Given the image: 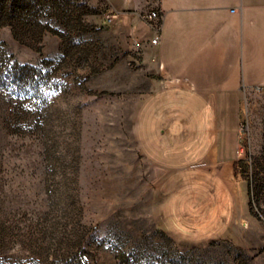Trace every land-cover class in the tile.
Returning a JSON list of instances; mask_svg holds the SVG:
<instances>
[{
	"label": "rangeland",
	"instance_id": "1",
	"mask_svg": "<svg viewBox=\"0 0 264 264\" xmlns=\"http://www.w3.org/2000/svg\"><path fill=\"white\" fill-rule=\"evenodd\" d=\"M42 1L58 33L37 41L0 28L16 61H52L40 65L41 129L28 122L33 98L21 132L0 100V264H59L79 243L85 264H117L118 249L167 248L160 231L201 264H264V87L237 100L232 186L247 198L232 211L223 180L195 164L202 148L157 127L172 99L161 96L149 19L107 22L105 0Z\"/></svg>",
	"mask_w": 264,
	"mask_h": 264
},
{
	"label": "crops",
	"instance_id": "2",
	"mask_svg": "<svg viewBox=\"0 0 264 264\" xmlns=\"http://www.w3.org/2000/svg\"><path fill=\"white\" fill-rule=\"evenodd\" d=\"M105 1L122 23L136 25L149 10L158 11V41L151 48L167 83L161 96L172 102H165L157 127L185 132L178 147L202 148L195 164L223 180L232 211L237 202L243 209L247 196L232 186L237 100L264 87V0H156L155 6L150 0ZM164 146L158 156H165Z\"/></svg>",
	"mask_w": 264,
	"mask_h": 264
},
{
	"label": "trees",
	"instance_id": "3",
	"mask_svg": "<svg viewBox=\"0 0 264 264\" xmlns=\"http://www.w3.org/2000/svg\"><path fill=\"white\" fill-rule=\"evenodd\" d=\"M43 11L44 2L42 0H0V28L3 26L10 27L13 37L16 39L30 36L39 41L43 32L50 29L43 22ZM51 31L58 33L56 30ZM47 61L52 62L43 59L37 65L20 63L6 50L5 43L0 40V100L3 99V121L5 124L7 122L8 125L10 123L11 125L12 123L15 124L12 131L21 132L26 128L28 119L26 107L28 105L25 102L28 98H33L35 114L38 115L37 118L35 117L28 122L35 129H41L40 114L43 103L41 91L49 75L43 73L40 65ZM7 106L10 107L9 112ZM5 128L10 129L6 125ZM160 233L169 244L167 248L155 244L151 247L150 252L146 248L138 246L127 252L118 249L115 255L117 264H201V261L189 252L180 251L172 238L163 231ZM72 235L74 238H82V233L79 230H73ZM82 252L84 250L79 243L76 251L63 254L60 257L59 264H85Z\"/></svg>",
	"mask_w": 264,
	"mask_h": 264
},
{
	"label": "built area",
	"instance_id": "4",
	"mask_svg": "<svg viewBox=\"0 0 264 264\" xmlns=\"http://www.w3.org/2000/svg\"><path fill=\"white\" fill-rule=\"evenodd\" d=\"M120 17V13L112 8H108L105 13V19L107 22L117 21ZM146 18L149 19L150 26L154 32L153 36L150 38V42L152 44H156L158 41V31H159V19L160 15L157 10H149V12L145 15Z\"/></svg>",
	"mask_w": 264,
	"mask_h": 264
}]
</instances>
